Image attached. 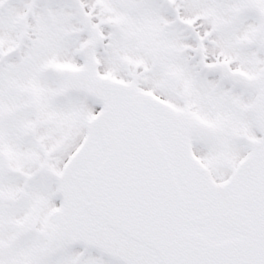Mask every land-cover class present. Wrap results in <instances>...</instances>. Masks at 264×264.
I'll list each match as a JSON object with an SVG mask.
<instances>
[{"label":"snow or ice","instance_id":"snow-or-ice-1","mask_svg":"<svg viewBox=\"0 0 264 264\" xmlns=\"http://www.w3.org/2000/svg\"><path fill=\"white\" fill-rule=\"evenodd\" d=\"M0 264H264V0H0Z\"/></svg>","mask_w":264,"mask_h":264}]
</instances>
